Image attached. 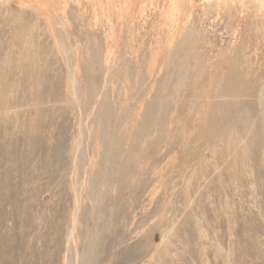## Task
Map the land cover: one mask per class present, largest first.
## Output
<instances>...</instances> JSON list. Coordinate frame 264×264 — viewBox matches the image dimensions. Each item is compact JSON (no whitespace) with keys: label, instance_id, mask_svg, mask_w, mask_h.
<instances>
[{"label":"bare ground","instance_id":"obj_1","mask_svg":"<svg viewBox=\"0 0 264 264\" xmlns=\"http://www.w3.org/2000/svg\"><path fill=\"white\" fill-rule=\"evenodd\" d=\"M250 2L252 15L244 0H0V121L22 126L5 140L49 148L57 124L70 128L69 113L75 121L66 145L73 209L62 264H99L97 245L116 227L114 210L105 216L111 194L117 202L138 182L143 191L148 169L151 179L168 176L171 157L162 163L154 149L204 147L182 159L181 177L208 170V150L213 169L224 154L237 172L257 170L264 182V0ZM83 197L91 205L81 214ZM79 216L93 223L78 237L82 252Z\"/></svg>","mask_w":264,"mask_h":264},{"label":"rangeland","instance_id":"obj_2","mask_svg":"<svg viewBox=\"0 0 264 264\" xmlns=\"http://www.w3.org/2000/svg\"><path fill=\"white\" fill-rule=\"evenodd\" d=\"M244 2L248 8L247 13L252 15L253 4L250 0ZM258 47L262 49L264 46L260 43ZM251 52L252 50H248L246 53L251 54L248 63L252 67L255 60L252 57L254 53ZM70 115H67L70 128H62L57 124L51 139L54 144L49 143L52 148L50 145L47 148L48 145L44 143L43 149L38 148L41 145L36 148L31 144H27L26 149L19 140H5L9 131L12 133L15 130L17 136L21 135L22 126L17 127L18 124L21 125L18 123L21 120L17 118L18 121L7 125L4 121L9 117L0 121V264H62L65 233L73 209V195L68 188L71 178L69 162H66V145L70 142V135L76 130L74 118ZM60 120V117L56 119L58 123H62L63 120ZM45 138L49 139L48 136ZM64 144L66 151H63ZM191 144L190 142L189 148L194 156L187 153V150L186 153H181L178 144L167 151L154 149V152L157 151L155 155L160 153L161 157L165 156L162 163H168L167 157H171L172 165H166L168 176L162 178L151 179L148 168L152 163L149 164V161L155 155L151 151L153 148L149 150L151 158H147L148 172L145 174L147 180H144L147 182L143 186L144 192L141 188L139 193L138 189L142 186H139V182L137 188L126 187L122 190L119 202L117 201L118 205L111 200V190L108 191L111 199H108V203L105 202V216L109 215V210H114L109 219L116 227L114 235L111 234L102 246L97 245L98 250L102 248L101 255L97 257L99 264H264V182L260 174L257 170L252 175L248 170L246 174L237 172L238 166L231 165V159L224 154L218 159L217 168L213 169L210 166L215 158L206 150V162L203 165H207L208 170L196 169L192 175L185 171L181 177L176 170L182 159L186 155L193 159L204 149ZM46 154L49 160L42 159ZM39 163L43 166L40 167ZM238 174L243 177L240 179ZM116 190H112L113 194L118 192ZM104 200L99 202L103 204ZM132 201H135L134 204ZM90 202L87 199V204L86 198H82L81 214H84L86 208L85 213L88 212ZM94 202L96 203L95 197ZM122 206L124 212H119L122 211ZM84 221L85 217L79 216L80 226L75 237L78 252H82L84 247V243L78 240L83 228L92 230L93 227L90 220L86 219L87 223ZM117 228H122L118 235Z\"/></svg>","mask_w":264,"mask_h":264}]
</instances>
